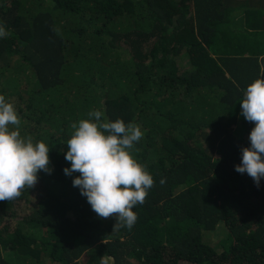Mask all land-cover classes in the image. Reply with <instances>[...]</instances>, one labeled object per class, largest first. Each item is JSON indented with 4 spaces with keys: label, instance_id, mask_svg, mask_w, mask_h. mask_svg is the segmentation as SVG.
I'll return each mask as SVG.
<instances>
[{
    "label": "trees",
    "instance_id": "obj_1",
    "mask_svg": "<svg viewBox=\"0 0 264 264\" xmlns=\"http://www.w3.org/2000/svg\"><path fill=\"white\" fill-rule=\"evenodd\" d=\"M0 27V95L52 170L0 201V264H264V179L235 171L264 0H0ZM96 110L143 132L132 155L154 184L131 230L63 171L72 125Z\"/></svg>",
    "mask_w": 264,
    "mask_h": 264
},
{
    "label": "clouds",
    "instance_id": "obj_2",
    "mask_svg": "<svg viewBox=\"0 0 264 264\" xmlns=\"http://www.w3.org/2000/svg\"><path fill=\"white\" fill-rule=\"evenodd\" d=\"M242 18L236 12L230 20L236 24L241 21L242 26ZM6 35L0 27V38ZM239 105L240 115L255 126L249 136L250 147L241 149V163L235 171L247 174L259 187L264 179V77L247 87ZM20 125L14 105L0 95V201L18 198L22 189L37 183L38 173L52 171L49 147L22 136ZM72 128L64 154L70 167L63 170L64 174L73 177L79 173L72 180L73 187L86 197L99 218L115 214L113 230H131L137 220L133 208L144 203L154 184L152 175L132 155L143 138L141 128L121 119L109 121L100 110L89 112L88 119Z\"/></svg>",
    "mask_w": 264,
    "mask_h": 264
},
{
    "label": "rangeland",
    "instance_id": "obj_3",
    "mask_svg": "<svg viewBox=\"0 0 264 264\" xmlns=\"http://www.w3.org/2000/svg\"><path fill=\"white\" fill-rule=\"evenodd\" d=\"M233 17H234V15L230 14V19H233ZM30 203H33V201H30ZM34 203H35V202H34ZM34 203H33V204H34ZM24 205H28V206H30V204H29V203L27 204V202H26V204L24 203ZM24 205H23V209L25 210L26 207H25ZM23 209H21L20 212H22ZM20 212H19V213H20ZM22 213H23V212H22Z\"/></svg>",
    "mask_w": 264,
    "mask_h": 264
},
{
    "label": "crops",
    "instance_id": "obj_4",
    "mask_svg": "<svg viewBox=\"0 0 264 264\" xmlns=\"http://www.w3.org/2000/svg\"><path fill=\"white\" fill-rule=\"evenodd\" d=\"M246 26L245 19H242V28Z\"/></svg>",
    "mask_w": 264,
    "mask_h": 264
}]
</instances>
